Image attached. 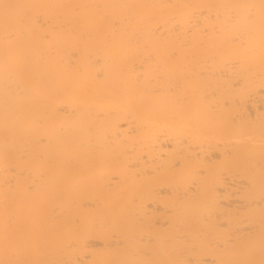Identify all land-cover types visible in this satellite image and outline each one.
I'll use <instances>...</instances> for the list:
<instances>
[{
  "label": "bare ground",
  "instance_id": "obj_1",
  "mask_svg": "<svg viewBox=\"0 0 264 264\" xmlns=\"http://www.w3.org/2000/svg\"><path fill=\"white\" fill-rule=\"evenodd\" d=\"M0 264H264V0H0Z\"/></svg>",
  "mask_w": 264,
  "mask_h": 264
}]
</instances>
